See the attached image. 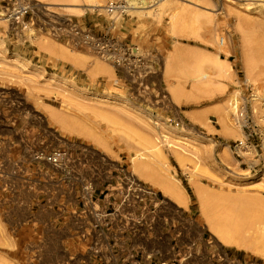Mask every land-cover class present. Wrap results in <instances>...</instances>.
<instances>
[{
	"label": "rangeland",
	"instance_id": "rangeland-1",
	"mask_svg": "<svg viewBox=\"0 0 264 264\" xmlns=\"http://www.w3.org/2000/svg\"><path fill=\"white\" fill-rule=\"evenodd\" d=\"M33 1L41 23L71 21L118 40L126 66L43 27L16 42L0 20V264H91L87 243L69 230L87 189L107 187L104 165L124 167L164 206L185 209L227 257L264 264L262 254L220 243L212 230L245 205L264 217V0ZM110 3L127 8L110 14ZM69 143L95 155L78 152L76 172L39 156L68 157ZM94 157L97 182L87 172ZM263 217L242 235L264 232ZM168 220L161 213L169 230ZM195 249L191 264H215Z\"/></svg>",
	"mask_w": 264,
	"mask_h": 264
},
{
	"label": "built area",
	"instance_id": "built-area-1",
	"mask_svg": "<svg viewBox=\"0 0 264 264\" xmlns=\"http://www.w3.org/2000/svg\"><path fill=\"white\" fill-rule=\"evenodd\" d=\"M39 5L33 0H0V20L7 25L5 33L9 39L16 42L31 41L43 27L46 34L55 39L67 38L75 45L88 46L101 53L102 57H108L112 62L126 66L123 45L121 46L118 40L101 39L71 21L65 26L41 23L37 18ZM126 8L123 3H110L107 12L123 13ZM115 83L119 84V81L116 80ZM69 147L72 148L68 149L72 153L68 157L67 151H41L39 156L53 166L61 165L71 169L67 165L70 163L74 172L80 169L83 163L76 155L78 152L95 156L94 151H90L85 145L69 143ZM94 158L97 160L92 161L87 172L91 174L94 182H97L100 177V160L98 157ZM104 167L107 187L94 189L93 193L87 189L84 200L80 202L79 220L76 226L69 230L74 231L72 239L87 243L86 252L91 256L90 263L191 264L195 254L194 243L181 245L157 234L164 206L158 193L124 167H118L115 171L108 165ZM86 261L81 258L67 264H83L87 263ZM223 263L240 264L226 256L221 257L218 264Z\"/></svg>",
	"mask_w": 264,
	"mask_h": 264
},
{
	"label": "bare ground",
	"instance_id": "bare-ground-1",
	"mask_svg": "<svg viewBox=\"0 0 264 264\" xmlns=\"http://www.w3.org/2000/svg\"><path fill=\"white\" fill-rule=\"evenodd\" d=\"M88 1H90V3L95 2V0H93L94 2H91L92 0H88ZM97 3H99V1L95 2V5ZM101 6H99V7H101ZM65 7H67V6H65ZM65 7H63V8H65ZM152 183H153L152 184L153 187H155L157 190L161 191L164 194V196L169 198L171 201H175V203H177V204L179 203V205L184 204L183 199H180L178 196H176L173 189L170 188L169 186H167L165 184H160L159 182H157L155 180H152ZM252 207L255 209V211H253L254 209H251L250 205L249 206L245 205V206H243L240 209L235 210V211L234 210L228 211L224 220L219 218V220H217V222L212 225V228H213L212 230H214V232H216V234H217L216 236H218L219 239L221 240L220 243L226 244L227 246L230 245V246H237L238 248L239 247L245 248L246 250L254 251V254H258L259 256H260V254H262L261 256H264V238H263L264 232L260 231L263 233L262 234L263 239L260 236H258V235H260L259 231H256L257 232L256 234H258V235L253 234L254 232H252V234L254 236H252V234H249V235H251L250 238L248 236L244 237L245 232H244V235H242L243 231H246L247 227L251 228V225L252 226L255 225L254 221L258 220L259 217L260 218L263 217V216L261 217L260 214H257L258 212L256 210L259 209L258 207L257 208H255V206H252ZM260 213H262V212H260ZM258 215H260V216H258ZM234 216L236 217V219L233 218ZM260 221H261V219H260ZM211 224H212V222H211ZM223 225L226 226L225 229L224 228L223 229L218 228V227H223ZM258 242L261 243L260 244L261 247H260V251H257V252H263V253H257V252L255 253V250L257 249V248L255 249V247L256 246L258 247V245H259ZM253 247L255 250L252 249ZM258 249H259V247H258Z\"/></svg>",
	"mask_w": 264,
	"mask_h": 264
},
{
	"label": "crops",
	"instance_id": "crops-1",
	"mask_svg": "<svg viewBox=\"0 0 264 264\" xmlns=\"http://www.w3.org/2000/svg\"><path fill=\"white\" fill-rule=\"evenodd\" d=\"M161 213L169 219L168 222L170 229L168 230L167 226L160 224L157 229L158 235L179 243L180 237L184 235L187 237L188 244H195V250L198 254L200 252L205 253L203 258H205L208 263L210 260H213L215 264H218L221 257L228 256V254L221 251V249H215L213 246L209 245V242L206 239V233L202 226L195 220L190 219L188 212L185 209L181 208L179 210L168 203L163 206Z\"/></svg>",
	"mask_w": 264,
	"mask_h": 264
}]
</instances>
